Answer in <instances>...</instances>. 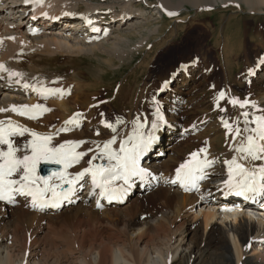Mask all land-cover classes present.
<instances>
[{"label":"bare ground","instance_id":"obj_1","mask_svg":"<svg viewBox=\"0 0 264 264\" xmlns=\"http://www.w3.org/2000/svg\"><path fill=\"white\" fill-rule=\"evenodd\" d=\"M14 1L16 0H6L8 6L5 4V8L0 9V64H3L9 72H16L20 75L10 77L9 72H0V93L6 97L2 101L0 100V108L11 109L12 106L42 105L47 100L45 107L50 111L40 114L42 123L52 126L55 119L60 118V129H66L69 126L76 128L94 125L100 120V115L97 116L94 113L96 109L87 107L89 95L92 93L82 88L83 83L76 78L75 74H73V80L77 85L74 87L76 92L75 90L71 92L62 89V86H56L54 82L52 83L50 74L37 70L36 65L39 63L38 60H42V55L51 57L57 55L77 56L98 52L106 54L108 61L105 62L110 67L119 66L125 60L133 57L137 50L142 51L143 47L153 48L156 46L155 44H161L162 36L166 31V27L160 22L148 21L149 17L145 14V9L136 0H111L107 3L94 2L95 0H40L39 11L30 17L25 16L28 8L22 6L18 1V3H13ZM144 2L150 9L157 6L167 13H175L168 17L169 25L174 24L171 32L173 30L177 32L180 26L183 27L182 23H195L194 18L182 14V10L187 8L186 4L205 11L214 7L228 8L230 6V8L242 9L244 6L247 9L245 12L249 15V20H253L256 15L264 14V0H144ZM80 5H83V9L78 11ZM103 8L105 9L101 12L100 10ZM8 9L13 14L12 16L4 14ZM107 9H109L108 12ZM223 11L229 10L223 9ZM211 12L210 16L213 15ZM79 14L87 17L88 21H92L89 28L84 29L85 25L79 18H76ZM105 15L107 16L105 17ZM91 16L92 18H89ZM159 16L160 19H163V14ZM136 17L147 21L137 25L133 23V18ZM33 18H36L37 21L33 22ZM231 18V15H224L220 17L218 26L213 24L214 22L211 23L218 32V36L215 35L218 38V45H216L218 52L221 57L225 56L221 62L224 69L231 65L230 59L226 58L232 51H229L231 49L230 40L226 37V31L229 30L226 27ZM17 19H21L20 24L14 23ZM96 20L98 21L95 22ZM70 23H72L70 26H74L76 30H84L83 33L67 29ZM124 26L127 29L123 28ZM38 27H40L39 30H37ZM208 27L210 28V26ZM255 27L264 41V22ZM112 28H116V30L111 32ZM212 28L214 29V27ZM42 30L55 31L57 34L42 33ZM210 31L213 32L211 28ZM156 40L158 41L156 42ZM113 59H116L118 63L115 64ZM26 61H28L27 68L22 66V62ZM198 62L196 57L186 58L177 67L160 74L157 83L151 84L152 91L149 88L147 92L144 91L145 94L143 93L145 113H142L144 115L142 119L145 124L144 122L141 124L136 119L135 121L131 120L133 124L130 125V129L133 131L137 129L135 127L138 126L137 124L147 127L145 132L141 133L145 138L159 133L163 135L159 147L160 150L165 151L164 154L173 149L172 144L175 138L184 136L192 130L190 123L185 121L182 114H184L185 108L193 105L191 95L195 89L194 86H190L196 78ZM263 63L264 48L256 55L251 73L259 70ZM182 67H186L187 71H181ZM261 75L264 76V70ZM80 77L81 75H79ZM17 80L19 83H16ZM21 83L35 87H28L23 91L18 87ZM94 83L99 85L100 81L97 80ZM165 83L168 85L167 87L164 86ZM39 88L61 89L62 92L44 95L36 91ZM28 91L29 94H27ZM157 108H159V114ZM77 110L81 114L78 118V125L66 124L69 115ZM68 111L70 112L68 113ZM244 112L249 113L250 123L247 127L254 128L256 125L252 121L255 117L264 115V96H257L247 101L244 107H240V116L243 120ZM46 113L48 115H45ZM34 114L39 115L38 113ZM154 114L166 119L164 127L159 118L155 119ZM8 116L15 124L20 125L21 123L28 129L35 128L34 126L39 123L36 119H31L26 115L21 116L11 110L0 112V121L7 122ZM154 123L159 125L155 130L152 128ZM129 127L123 125L122 129L129 134ZM248 134L251 133L241 135L236 139V142L240 141L241 143L242 136L245 137ZM123 138H126V135ZM133 143L128 144V147H131ZM1 146L2 144H0V148ZM235 154L238 163L250 170L255 169L253 163L258 160H252L250 157L243 159V156H239L240 154L236 150ZM150 156L152 158L150 165L144 162L140 166L150 173L142 177L146 179L143 187L142 183L137 181L139 176H132L133 180L128 184H124L123 180L113 178L116 182L113 181L109 187L123 185L122 195L131 190L132 193L125 203L110 205L119 208L111 212V217L105 214L106 224L110 229L106 234L97 231L95 226L100 223L96 217H94V223L87 221L85 223L83 219L78 218V215L87 209V202H90V206L94 208L110 207L103 203L99 204L95 200L89 201L85 197L87 193L91 192L90 189H94L93 187L85 188L81 196L76 197L74 201L60 209L63 212L74 208L75 211L72 215L74 219L69 218L70 216L65 217L67 214L53 218L54 214H57L55 211H42L33 204L32 198L29 196L15 195L9 204L0 201V264H178L180 260H185L186 264H210L212 262L210 260L215 258H217V264H222L220 259L225 257L230 263L232 261L235 264L257 261L264 263V219L256 220L240 210L234 213H222L221 207L213 206L205 209L208 204L205 201L208 199L207 196L213 195L212 197L219 198V191H233L227 187V182L232 176L226 163L233 157H228L229 159L220 164L216 156L200 158L213 161V163L211 167L203 169L202 173H197V175L204 174L206 178L196 182L198 191L197 194H192L189 191L191 184L187 186L184 181L176 179V170L184 163L183 161L177 168L171 169L178 160L176 157L168 155L166 159L162 160L165 156L160 158ZM190 156L188 155L187 159ZM147 157L149 156H144V158ZM260 161L264 165V159H260ZM164 163L168 170L166 181L170 186L172 184L178 189L167 187L162 191L147 193L151 195H140L142 191L154 187L160 175L167 172L166 169L158 167ZM92 164L96 165L94 162ZM90 166L86 164L83 169ZM76 174L70 177L74 178ZM153 177H157L155 183H153ZM106 178V176L102 177V182ZM241 179H243L242 176H235L236 182ZM173 181L177 182V185L173 184ZM66 187H68L67 184L64 185V188ZM145 203L151 204L152 208L145 210ZM18 205L20 208H17ZM135 208H138V211L133 219L132 216L135 213L132 214V210ZM249 209L252 208L249 207ZM138 212L140 213L137 216ZM68 224L72 225L73 230H69ZM134 225H136V232L133 234L129 230ZM193 241L194 246L191 249L188 244ZM251 250L252 254L249 257L247 254Z\"/></svg>","mask_w":264,"mask_h":264},{"label":"rangeland","instance_id":"obj_2","mask_svg":"<svg viewBox=\"0 0 264 264\" xmlns=\"http://www.w3.org/2000/svg\"><path fill=\"white\" fill-rule=\"evenodd\" d=\"M98 1L107 3L111 0H95L94 2ZM140 6L145 9V14L149 17L148 21L153 23L160 22V24H163L166 27L165 35L162 36L163 42L159 45L155 44L156 46H153V48L143 47L142 51L137 50L133 57L125 60V62L121 65L110 67L108 63L106 64L105 62L108 61L106 60V54H100L98 52H95L94 54H80L77 56H41L42 60H46H38L39 65H36L37 70L50 74L52 83L54 82L56 86H62V89L67 91L70 90L71 92H74V90L76 92L74 87L77 85H75V81L73 80V74H75L76 78L81 83H83L82 88L87 92L92 93L89 95L87 107L89 106V108L96 109L94 113L97 116L100 115L101 117L99 116L100 120L94 125L76 128H69V126L65 131H60V118H56L54 124L52 126H48L42 123L41 115L39 114L38 118H36L39 123L34 126L35 128H29V132L25 133L24 136L10 137V139L14 141L15 146H19L21 149L17 153L18 156L30 154V149L25 148L24 145L28 144L33 139L31 132L36 130L35 132L38 134H47L52 136L50 144L52 147H58L60 144L66 141H85V143L81 144L80 147L76 149V151L87 152V155L83 157L79 163H74L70 168L67 169V172L70 174L69 178H71L70 176L82 171L86 164L90 165L89 161L94 162L96 165H103L104 167H108L110 163L114 164L115 161L109 162L107 157L101 151L103 144L115 137L116 143L112 145V149L118 153L123 142H127V146L128 144H131V142H135L129 138L137 133H144L147 129V127H140V124L135 126L137 128L135 131L130 129V125L133 124L132 121H135V119L140 121L141 124L144 122V119H142L144 118V115H142V113H145L143 109L145 92H147L149 88H151L152 91V85L157 83L158 76L160 74L167 72L173 67H177L180 65V63H182L183 59L185 60L186 58L196 57V59L199 60V66L196 71V78L190 86H194L195 89L191 95L193 99V105L185 108V111L183 112L184 114H182L185 121L190 123V128H192V130L184 136L181 135V137H177V140L174 139L172 144L173 149L166 151V154H164L165 157L162 158V160L166 159L168 155L176 157L178 160L176 163H174L171 169L177 168L179 163L187 160L188 155L190 156V153L194 152L199 153V157L216 156L219 164L221 162L223 163L230 157L236 158L237 160V156H235V150L236 146L240 144V141L235 142L233 140L234 135L233 133H230L224 126V122L227 121L233 126V128H235V126L238 124L237 118L239 117L241 121L240 125L242 126L241 129L245 127L244 120L240 116L241 106L239 104H232L229 100L230 98L237 99L241 103H244L245 101L252 100L257 96H264V76L262 77L261 75L263 68L260 67L259 70L255 71L259 73V75L256 77L251 78L250 74L251 68L256 59V55L264 48L262 35L256 31L255 27L258 26L259 23L264 22V14L256 15L253 20H249V15L245 12L247 9L244 6H242V9L230 8V6L228 8L214 7L210 11H205L198 10V8L195 9L189 4H186L187 8L186 10H182V14L186 15L187 17L194 18L195 23H182L181 25L184 24L183 27L180 26V29L177 30V32L173 30V33L171 30L174 24L172 26L169 25V18L163 17V19H160L159 15H162L163 13L159 7L153 6V9H150L148 8L147 4L146 7L142 4ZM81 9H83V5L78 7V11ZM223 9H228L229 11L226 12L223 11ZM9 11L10 9L5 11L4 14L6 16H12L13 14L11 11ZM211 11L213 12L212 16H210ZM220 15H231L232 17L229 21L230 23L226 27L227 30H230L226 31V37L230 40L231 45V49L229 51L232 50L226 56V58L230 59L231 62V65L227 66L226 69L222 68L221 66V62L225 56L221 57L220 53L218 52V46H216L218 45V38L216 37L218 36L217 29L214 25H211L213 22V24H216L217 26L219 25L221 17ZM106 16L107 15H105V17ZM133 21V23L141 25L147 20H144L141 17H136L133 18ZM15 22L19 23L21 21L17 19L14 21V23ZM208 26H210L213 32L210 31ZM212 27H214V29ZM123 28L127 29L126 26ZM114 30H116V28H112L110 31L113 32ZM42 33L57 34L55 31L47 30H42ZM157 41L158 40H156V42ZM113 60L115 64L118 63L116 59ZM143 60H145V62H143ZM27 64L28 61L22 62V66L25 68H27ZM79 75H81L80 78ZM61 76L66 79L64 80ZM97 80L100 81L99 85H95L94 83L97 82ZM137 90L140 92L138 93ZM221 92L225 94L224 97L226 99H220ZM5 98V95L0 93V100L2 101ZM48 100L54 101L52 99ZM46 102L47 100L43 102L45 104L42 103V105L47 106ZM217 104L220 106L218 105L217 107ZM69 112L70 111H68V113ZM74 112L79 111L77 110ZM45 115H48V113ZM73 116L74 113L72 112L68 118H73ZM26 117H28V115H26ZM154 117H156L155 119L157 120V114ZM9 120L10 118L8 116L7 121ZM106 123H111L114 125L115 131L106 127ZM123 125H127L128 127L130 126L128 130L129 134L133 131L131 135L122 129ZM20 126L24 127L25 125L20 123ZM245 134L246 133L242 132V135ZM124 135H126V138H123ZM242 137L244 139V136ZM201 149H206V154L205 152H201ZM0 150L6 151L7 146L2 144ZM239 154L241 157L244 155L242 153ZM93 157H96V159H93ZM253 164H255V169H258L260 166H262V162L260 160L255 161ZM60 165L62 169L59 172H62L64 171V167L62 164ZM158 167L159 169L167 170L165 163ZM53 173L46 177L52 176ZM167 173L168 170L164 174L160 175V178L157 180L154 187L149 188L144 192L142 191L140 195H151L147 193L150 191H162L167 189V187L178 189L176 186L172 184L170 186L168 184V181H166ZM37 175L40 176L38 170ZM13 178H18V175ZM113 181L114 183L116 182L115 180ZM52 182L59 183L55 177L52 178ZM173 184L177 185V182ZM192 193L196 194V191H193ZM146 204L147 203H145V210L152 208L151 204ZM17 208H20V205H18ZM86 208L87 209L81 212L80 215L74 214L78 215V218L83 219L85 223H94L93 220L94 217H96L97 220L100 221H98L100 224L95 226L97 231L103 232L104 234L109 233L110 229L107 227V218L105 214L111 217V212H114L119 207L110 206L94 208L90 206V202H87ZM73 211H75L74 208L68 209L66 211L64 210L63 212L61 210L55 211L57 214H54L53 218L67 214L65 217L68 218L70 216L69 218L74 219L72 216ZM137 211L138 208L132 210V214L135 213L132 216L133 219L135 218ZM45 212L50 211L48 210ZM139 213L140 212L137 213V216ZM67 227L70 231L73 230L71 224H68ZM129 232L134 234L136 232V225H134L133 228L129 230ZM188 245L191 249H193L194 241ZM251 254L252 250L249 251L247 255L250 257ZM220 260H222V264H235L232 261L230 263L226 257ZM185 262V260H180L178 261V264H184ZM210 262V264H217V258L210 260ZM243 264L264 263L262 261H257L254 263L247 262Z\"/></svg>","mask_w":264,"mask_h":264},{"label":"snow or ice","instance_id":"obj_3","mask_svg":"<svg viewBox=\"0 0 264 264\" xmlns=\"http://www.w3.org/2000/svg\"><path fill=\"white\" fill-rule=\"evenodd\" d=\"M25 2L28 3L29 0H25ZM35 2L39 3L40 0H35ZM169 15H175V13H169ZM0 72H9V70L3 64H0ZM19 75L16 72H9L10 77ZM16 83H19V81L17 80ZM23 87L35 86L24 84ZM36 91L44 95L62 92L61 89L48 88H39ZM224 95L221 92L220 99H224ZM231 103L244 107L247 101L241 103L237 99H232ZM9 110L17 112L21 116L28 115L31 119L38 118V115L34 113L43 114V112L50 111V109L40 104L12 106L11 109L0 108V112ZM157 113L159 114V108H157ZM80 116L81 114L77 113L65 123L78 125V118ZM248 116V112L243 113L245 123L243 129L238 125L233 129V126L227 121L224 122V126L230 133L234 134V137H241L242 132L251 133L246 135L236 148L238 153L244 154L243 159H248L249 157L252 160L264 159V143H262L264 142V115L255 117L254 121H252L256 125L254 128L247 127L250 123ZM158 118L160 121H163L162 116L158 115ZM106 127L115 131V127L111 123H106ZM140 127H143V125H140ZM158 127V124L154 123L152 125L153 130ZM65 130L60 129V131ZM27 132H29L28 128L15 124L11 120L7 122L0 121V144L7 146L6 151L0 150V201H12L15 195H23L31 197L36 207H59L62 201L71 198V195L75 191L76 182L87 173L92 174L95 187L102 189V196H107L110 200L118 199L119 194L123 192V188L109 187L113 182V178L123 180L124 184H128L131 176L144 177L150 174L146 169L140 168L139 160L143 152L155 141L156 137L154 135H149L145 138L141 133L135 134L129 138L135 141L132 146L128 147L127 142H123L119 153L112 149V145L116 143V139L113 137L103 144L101 151L109 162L115 161L114 164L110 163L108 167H104L103 165H94L89 161L90 167L77 173L74 178H69L70 174L67 172V169L74 163H79L87 155V152L76 151L85 141H66L58 147H52L50 146L51 135H42L32 131L31 136L33 139L24 145L25 148L30 149V154L18 156L17 153L21 149L19 146H15L14 141L10 137L24 136ZM200 151L206 154V149H201ZM93 159H96V157H93ZM41 162L62 164L64 171L54 172L50 177L38 176L37 170ZM212 163L213 161L207 159H199V153L194 152L191 154V160L180 165L176 170V179L195 187L198 180L206 178L204 174L197 175V173H202L203 169L211 167ZM226 163L232 176L227 182V187L233 189L235 195L248 197L249 194H264V165L258 169L250 170L243 164L238 163L235 158L226 161ZM17 175L18 178H13ZM237 175L243 177L239 182L235 181V176ZM105 176L107 178L101 183L99 178ZM53 177L59 183H53ZM65 184L69 186L67 189H64ZM49 193L51 194L50 196L48 195Z\"/></svg>","mask_w":264,"mask_h":264},{"label":"water","instance_id":"obj_4","mask_svg":"<svg viewBox=\"0 0 264 264\" xmlns=\"http://www.w3.org/2000/svg\"><path fill=\"white\" fill-rule=\"evenodd\" d=\"M59 165L42 163L39 165V172L42 176L48 174L51 170H58Z\"/></svg>","mask_w":264,"mask_h":264}]
</instances>
